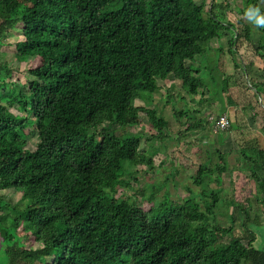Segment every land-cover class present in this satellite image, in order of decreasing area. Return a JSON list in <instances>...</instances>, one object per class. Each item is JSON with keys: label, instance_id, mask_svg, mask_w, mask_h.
I'll return each mask as SVG.
<instances>
[{"label": "trees", "instance_id": "obj_1", "mask_svg": "<svg viewBox=\"0 0 264 264\" xmlns=\"http://www.w3.org/2000/svg\"><path fill=\"white\" fill-rule=\"evenodd\" d=\"M260 1L246 0L245 10ZM212 9L204 12L196 0H0V45L19 24L26 40L16 44V60L39 59L34 80L0 97V191L13 190L23 202L18 217L1 218L10 219L15 239L24 226L34 242L6 245L1 264H264V246H253V231L234 232L240 204L232 208L231 226L216 221L230 120L227 129L215 130L223 144L195 166L199 194L172 201L165 193L155 202L165 180L149 195L118 197L154 168L139 136L125 130L135 101L143 102L138 115L160 128L163 116L149 108L159 81L179 75L190 99L203 101L208 92L220 102L226 95L227 83L206 53L221 29L230 34L231 54L252 31L222 23ZM257 28L264 37V26ZM259 51L262 56L264 45ZM7 68L0 61V79L9 78ZM174 115L177 121L185 116ZM106 123L113 128H101ZM34 133L37 143L29 150L27 134ZM237 147L264 199V149L246 141Z\"/></svg>", "mask_w": 264, "mask_h": 264}, {"label": "rangeland", "instance_id": "obj_2", "mask_svg": "<svg viewBox=\"0 0 264 264\" xmlns=\"http://www.w3.org/2000/svg\"><path fill=\"white\" fill-rule=\"evenodd\" d=\"M245 1L196 0L197 4L204 5V12L213 7V14L222 23H232L238 31L242 25H248L252 32L247 40L238 44L237 51L231 54L230 34L221 29L222 37L214 40L209 53H206L216 77L224 79L227 83L226 95L218 96L220 102L213 100L208 92L202 98L203 101L199 95L188 98L183 92L179 75L164 82L159 81L160 89L154 93L149 105V108H156L157 113L163 116L160 128H154L148 121L143 120L135 110L143 106V102H134L125 130L139 136L140 151L152 156L154 168L147 174L141 172L137 175L138 182L130 181V187L122 189L118 197L122 200L134 195H149L152 185H160L165 180L167 183L156 193L155 202L161 201L165 193L172 201H183L191 192L199 194L201 189L193 185L192 179L195 166L207 161L209 154L219 149L225 141L224 143L227 142L231 147H228L227 156L222 157L225 159L227 170L221 177L216 221L221 227L231 226L229 218L232 208L234 204H240L241 211L233 224L234 232L240 235L245 228L252 230L255 235L253 246L260 248L264 246V199L258 194L249 175L247 163L241 160L237 147L240 141H246L264 149V53L262 56L261 53L258 55L259 46L264 45V37L258 30V25L244 14ZM257 7L263 10L264 3L258 2ZM5 8L7 9V5ZM12 13L15 14L14 17L19 16V11L12 10ZM21 28L18 24L6 36V44L0 45V61L6 63L11 72L9 78L0 79V97L4 94L10 95L12 91H19L28 81L36 78L35 68L39 64L36 56H29L26 62H18L15 58L16 44L26 40ZM220 86L222 85L216 86L217 91H222ZM7 101L8 97H5L1 103ZM11 111L16 113L14 108ZM179 111L184 112L185 116L177 121L174 112ZM218 115L227 116L232 128L223 141L220 139V132L215 131L213 127ZM101 128L112 129L113 126L106 123ZM114 129L118 134L121 132L119 127ZM24 132L29 133L28 129ZM27 135L26 148L33 150L37 143L36 134ZM211 159L213 166L222 165L216 155H212ZM209 188L215 189L216 186L210 184ZM13 192L0 191V264L3 262L2 251L16 239L27 248L34 245L31 234L24 226L18 228L15 239L14 235L10 234V219L1 218L8 215L18 217L23 209L20 194ZM140 203L143 209L150 205L139 196L138 204ZM244 210L250 211L251 221L247 224ZM255 217L257 224L253 221ZM243 224L246 226L243 227Z\"/></svg>", "mask_w": 264, "mask_h": 264}, {"label": "clouds", "instance_id": "obj_3", "mask_svg": "<svg viewBox=\"0 0 264 264\" xmlns=\"http://www.w3.org/2000/svg\"><path fill=\"white\" fill-rule=\"evenodd\" d=\"M244 14L256 25L264 26V12H262L258 7H249Z\"/></svg>", "mask_w": 264, "mask_h": 264}, {"label": "built area", "instance_id": "obj_4", "mask_svg": "<svg viewBox=\"0 0 264 264\" xmlns=\"http://www.w3.org/2000/svg\"><path fill=\"white\" fill-rule=\"evenodd\" d=\"M214 126L216 130H225L229 126V119L227 116H220L214 120Z\"/></svg>", "mask_w": 264, "mask_h": 264}]
</instances>
